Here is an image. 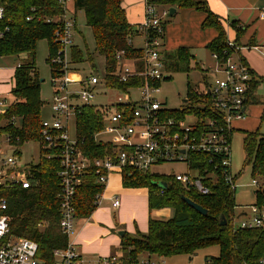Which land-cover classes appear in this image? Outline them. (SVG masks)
Listing matches in <instances>:
<instances>
[{
	"label": "trees",
	"instance_id": "trees-1",
	"mask_svg": "<svg viewBox=\"0 0 264 264\" xmlns=\"http://www.w3.org/2000/svg\"><path fill=\"white\" fill-rule=\"evenodd\" d=\"M147 4L173 8H196L205 13L202 21L203 29L213 28L216 37L206 48L210 55L216 54L223 63L228 55L236 53L239 61L247 65L240 52L234 51L229 45L225 27L207 6L204 0H145ZM123 0H72L71 11L76 18L77 10H82L87 26L92 30L94 52L103 56L105 63V78L107 85L117 84L111 73L116 67L115 55L124 51L127 57H141V48H135L127 43L128 38L136 33V29L127 20ZM4 6V20L0 27H8L0 36V56L26 54L15 67L10 102L6 112L0 117V135L10 138L14 144L27 141H38L41 128V108L43 100L40 96V79L35 67V47L40 39L47 41L51 77L61 75L60 64L51 62L59 49L55 41L57 24L46 22L47 17L61 13V7L56 0H0ZM31 16L30 20L27 17ZM40 17L38 20L37 18ZM76 21V19H75ZM163 27L164 24L162 23ZM234 31L233 43L239 45V39L244 35L246 26L237 20L228 22ZM240 46V45H239ZM70 59L73 63L83 60L82 52L75 46L70 47ZM165 69L170 72L189 70L192 54L187 47H178L173 51H164ZM93 55L89 54L91 60ZM139 60V59H138ZM139 64V62H138ZM250 80L246 90L249 103H259L255 90L264 77L257 75L249 66ZM168 77L165 79L167 80ZM205 81V80H204ZM206 84V83H205ZM187 103L179 110L169 114L180 116L191 112L197 118L211 116L203 112L197 103L211 104V97L202 90H196L190 84L187 88ZM14 118V123L11 119ZM104 122V112L95 105L86 104L80 108L75 118V133L78 145L90 159L104 157L114 148L107 143L94 140L95 132L99 131ZM262 133L245 132L242 144L245 150L244 165L251 166L253 176L264 175V109L261 115ZM17 139V140H16ZM50 151L43 149L39 153L38 162L31 167L33 187L15 188L7 192V210L10 221V233L16 237L35 240L38 244L37 256L46 264L54 263L53 251L63 249L67 237L57 228L58 208L57 191L59 180L56 176L57 164L54 159L47 158ZM200 159H207L203 154ZM122 185L127 188L147 189L148 210L153 208L170 207L172 215L167 220L153 219L150 214L147 222V232L143 235L130 236L124 233L116 250L126 259H135L140 254L168 258L176 255H187L189 258L204 247L217 245V256H205L218 264H264V224L256 228H233L236 214L234 189L225 182L223 176L217 173L216 180L208 194H200L193 189L184 187L179 182L167 181L150 172L123 169ZM235 179L237 175H234ZM167 182L160 192L154 181ZM255 180V179H253ZM103 186L97 182L94 171L89 170L83 176L82 183L75 192L76 216L88 218L98 207L95 196L103 191ZM256 202L264 208V186L254 191ZM182 195L189 198L206 210L200 214L190 207ZM220 215L226 224L220 225ZM42 224L40 226L39 224Z\"/></svg>",
	"mask_w": 264,
	"mask_h": 264
},
{
	"label": "built area",
	"instance_id": "built-area-1",
	"mask_svg": "<svg viewBox=\"0 0 264 264\" xmlns=\"http://www.w3.org/2000/svg\"><path fill=\"white\" fill-rule=\"evenodd\" d=\"M56 1L61 7V13L47 17L45 21L57 24L55 41L59 49L51 62L60 64L62 72L60 76L52 78L55 91L50 102L51 117L41 119L40 139L36 141L39 146L38 155L41 150L48 149L50 154L47 158L54 159L57 164V228L67 237V244L65 248L53 251V264H171L163 257L149 255L126 259L120 254H111L91 261L85 260L70 241L75 230L76 189L89 170L94 171L97 182L105 189L112 173L122 174L123 169L150 172L153 165L164 162L184 163L185 172L171 171L169 176L200 194L210 192V185L215 182L217 173L223 176L231 189H235V174L231 169V131L233 121L245 117L249 68L232 55L220 63L218 56L212 54L216 60L214 72L217 77L202 88L211 97V104L207 107L203 102L197 103L203 112H210L211 116L197 118L191 112L180 116L169 114L172 110L181 111V108L168 109L157 98L162 81L168 77L164 64V28L161 21L163 16L168 15V9L158 11L156 6L143 0V20L135 27L136 34L141 33V57H127L123 50L117 52V64L111 73L117 84L126 86L107 85L98 76L90 75L77 84V90H72L67 78L70 64L68 53L75 27V18L70 8L72 0ZM4 16V6L0 5V22ZM259 17L264 19V8L260 10ZM31 18L29 16L27 20ZM6 30L8 27H0V36ZM127 43L132 45L131 37ZM106 90H119L124 96H118L109 106L105 103L102 104L105 107L96 106L104 112V122L93 137L96 142L107 143L114 149L104 157L90 159L80 149L76 133L70 136L69 121L72 118L75 125L80 108L91 104L98 93L105 94ZM6 101L0 94V117L10 104ZM11 121L14 123V118ZM100 136H107V139ZM24 143L14 144L9 137L0 135V264H46L37 256L38 244L35 240L10 233V218L6 213L8 191L18 187H33L31 167L34 164L21 161V147ZM201 154L207 159H200L198 156ZM252 184L257 185V181L252 180ZM103 191L95 196L97 205L102 202ZM119 204V198L114 196L111 205L117 207ZM242 211L236 224L233 220L234 229L256 228L264 224V208L253 204L249 214ZM39 225L42 226L41 223ZM199 264L218 263L208 258Z\"/></svg>",
	"mask_w": 264,
	"mask_h": 264
},
{
	"label": "rangeland",
	"instance_id": "rangeland-1",
	"mask_svg": "<svg viewBox=\"0 0 264 264\" xmlns=\"http://www.w3.org/2000/svg\"><path fill=\"white\" fill-rule=\"evenodd\" d=\"M142 1L143 0H123L127 19H129V22L134 25V28L137 25V21L140 18L142 20V12L144 8V3ZM71 6L72 1L70 3V8ZM161 9V7H157L158 11H161ZM176 18V15H167L165 17L163 16L161 21L164 24V27L168 28V26L172 23V21L176 20ZM75 19V27L72 30V46L77 47L82 52L83 60L73 63L70 59L71 52L69 51L68 60L70 64L69 70L67 72V78L70 82V88L72 90H77V84L86 80L90 75H96L100 79H104L106 74L104 58L102 55L94 52V39L92 30L89 26L86 25L84 13L82 10H77ZM131 39L133 47H142L140 32L132 35ZM228 43L235 48L234 51H238L241 53V46L230 41H228ZM196 52L198 54V58L196 59V61H198L199 63V58L202 59V63H204L202 66L203 68L208 67V71L204 73L203 71L198 70L196 66L191 63V61L188 71L183 69L176 72L168 71V79L162 81L161 91L157 95L158 100H162L168 109H178L182 108L185 105L182 102V99H186L187 97L188 84H190V86H192L196 90H202L204 80L206 81V83H211L213 78L217 77V74L212 71V66H214V62L216 64V60L212 56V61L208 59L209 55L205 49H200ZM262 53L259 54L256 51L250 50L247 53V60L249 64L254 69H256L262 77H264V57L262 56ZM89 54L93 55L91 60H89L88 58ZM48 55L49 50L47 41L45 39H40L36 43L35 47V67L39 74V79L41 80L40 96L44 102L41 108L42 119H48L51 117L50 102L54 96L55 91L54 85L52 83L50 66L47 61ZM231 55L234 59H237L236 53H231ZM23 57H26L25 53L19 55L0 56V82H5L0 85V93L1 96L7 99L6 103L8 104L13 100V96L10 92L11 87L13 86V67H15ZM218 75L221 76L220 74ZM255 93H257L260 102L250 104L249 108L247 109V115L244 114V119L240 122H236L234 131L232 128L233 133L231 131V169L232 172L237 175L234 183V197L237 204L235 212L236 214H238V216L235 218V224L238 221L240 212L242 210H244L248 214L250 213V207L256 202L254 191L256 189L262 190V186H264V175L253 176L251 174V166L244 165L245 150L242 144V139L245 132L254 133L256 131H259L262 133L263 131L261 115L264 109V80H261L259 82ZM118 96L123 97L124 94L119 90H106L105 94L98 93L96 97L91 100V104L99 107H105V104L106 106H109L111 103L116 101ZM102 104L104 105L102 106ZM74 126V120L71 118L69 121L70 136L75 135ZM100 137L103 139H107V136ZM38 152L39 146L36 141L25 142L21 147V161L23 163L36 164L38 162ZM171 171L185 172L186 166L182 162H164L161 164L153 165L150 168L151 174L157 175L160 178H164L168 182L171 181V178L169 176V173ZM253 179L257 181V185L252 184ZM124 192L132 194L131 191ZM135 204L136 202L132 198H130V196L123 195L122 206L118 211L119 214L116 215L114 212H112L111 215H108L104 214L103 212L101 213L99 210L96 211L89 220L90 223L106 224L107 222H109V220H112L114 225H117L118 227H113L109 231L110 235L108 236L107 233H103L100 230H94L87 235L89 241L92 243H94L95 241L96 244L93 245L101 248L104 245H111L114 242L119 244L121 236L118 234V232L120 230L124 231L130 236L145 234L147 232L145 230L146 228H143L141 221L137 216L135 217V214L133 212ZM172 212L173 211L170 207H161L151 209L149 214L153 219L164 221L171 217ZM84 221L85 218H78L76 216L74 220V231L80 229V225ZM135 227L137 230L135 229ZM218 251L219 248L217 245H210L199 249L196 254L191 256L190 258L187 255L182 254L164 258V260L167 263L171 264H199L204 260L205 256H217ZM111 254L120 253L116 250V247H114L112 251L106 255ZM102 256L103 255L97 257ZM138 257H146V254H140ZM83 258L87 261H91L86 257Z\"/></svg>",
	"mask_w": 264,
	"mask_h": 264
},
{
	"label": "crops",
	"instance_id": "crops-1",
	"mask_svg": "<svg viewBox=\"0 0 264 264\" xmlns=\"http://www.w3.org/2000/svg\"><path fill=\"white\" fill-rule=\"evenodd\" d=\"M204 1L206 2L209 9L217 17H219V19L223 23L227 33L228 40L230 42L234 40V31L231 29V27H229L228 22L232 20H237L240 24L245 25L247 27L244 35L239 39V45L241 46V55L245 59L248 66H250V68H252V70L257 75L261 76L257 72V70L254 69L249 64L247 60V53L250 50L256 51L259 54L263 52L262 56L264 57V19H261L259 17L260 10L264 8V0H204ZM123 7L125 6L123 5ZM175 9L176 11L174 12L173 15H176L177 17L176 20L172 21V23L168 26V28L163 27L164 28L163 49L164 51H173L178 47L189 48L191 54L193 55L191 59V63H193L198 70L206 73L208 71V67L203 68L202 65L204 63H202V59L199 58L200 60L199 63L198 61H196V59L198 58L197 57L198 54L196 51L200 49H205L209 55L208 59L211 60V55L208 49L206 48V46L210 41H212L216 37V31L213 28L203 29L201 27L202 21L205 18L204 12L196 8H180V9L175 8ZM127 20L129 21V19ZM142 20H143V12H142ZM142 20L140 18L136 24L140 23ZM15 67H13V73ZM215 67L216 64L214 62V66H212L213 72L215 71ZM3 83L5 82H0V85ZM205 83L206 81H203V86L205 85ZM255 96L258 97L257 93H255ZM250 104L252 103H249L246 106V110H245L246 115H247V109L249 108ZM242 120L243 119L233 121V131L236 122H240ZM124 191L127 192L131 191L132 194L125 193ZM123 195L130 196V198H132L136 202L133 212L135 214V217L137 216L138 219L141 221L143 228H146L145 230L147 231V222L149 216L147 189L144 187H140V188L124 187L122 185L121 173L118 172L112 173L109 177L108 184L106 185L103 191L102 199H101L102 202L88 218H85V221L82 222V224L80 225V229L74 231L73 235L70 238V241L73 242L77 251L81 254L82 257H86L89 260H92L100 255L107 256L106 254L110 253L114 247H117L118 244L114 242L111 245H104L103 247L99 248L98 246L93 245L96 244L95 241L94 243L89 241L87 235L94 230H100L103 233H107L108 236L110 235L109 231L113 227H118L117 225H114L112 220L111 221L109 220V222H107L106 224H101V223L92 224L89 222V220L91 219L92 215L98 210L101 213L103 212L104 214H108V215L109 214L111 215L112 212H114L116 215L119 214L118 211L119 209H121L122 206ZM114 196L121 198V200L119 198L120 204L117 207H113L111 205V200ZM240 213H243V211H241Z\"/></svg>",
	"mask_w": 264,
	"mask_h": 264
},
{
	"label": "water",
	"instance_id": "water-1",
	"mask_svg": "<svg viewBox=\"0 0 264 264\" xmlns=\"http://www.w3.org/2000/svg\"><path fill=\"white\" fill-rule=\"evenodd\" d=\"M176 11L175 8L171 7L168 9V16H172L174 14V12ZM182 102L185 103L186 102V99H182ZM153 184L155 186H157L158 188H161V189H165L166 186H167V183L163 180H159V181H154ZM182 199L192 208H194L196 211H198L200 214H206V210L204 208H202V206L196 204L195 202H193L192 200H190L189 198L185 197L182 195ZM219 224L220 225H225L226 224V220L224 218L223 215H220V221H219ZM124 231L120 230L118 232V234L120 236H123L124 235Z\"/></svg>",
	"mask_w": 264,
	"mask_h": 264
}]
</instances>
